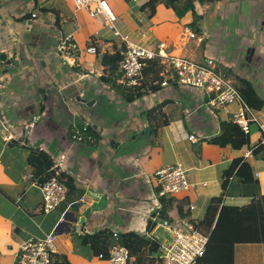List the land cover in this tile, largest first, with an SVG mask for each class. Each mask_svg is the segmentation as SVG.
<instances>
[{"label":"crops","instance_id":"obj_1","mask_svg":"<svg viewBox=\"0 0 264 264\" xmlns=\"http://www.w3.org/2000/svg\"><path fill=\"white\" fill-rule=\"evenodd\" d=\"M148 1L109 0L122 34L169 56L197 62L214 58L218 70L229 74L238 87L246 80L264 99V0H197L199 23L191 9L179 18L164 3L151 15ZM96 19L103 27L86 28L96 31L87 51L77 50L75 44L65 52L59 48L60 40L76 22L70 23L62 0H0V264H12L24 241L54 232L65 213L77 221H72L73 231L57 238L55 261L64 264H107L94 257L98 255L91 245L82 243V232L110 229L167 240L155 174L178 162L188 170L189 180L208 182L175 195L176 204L190 207L195 221L205 218L211 200L223 192L225 173L235 159L250 164L256 181L242 183L233 177L227 192L235 200L227 205L243 207L264 194L259 123L251 121L250 142L241 148L210 143L220 133L221 123L231 120L237 104L212 109L202 90L179 84L165 71L144 73V83L149 88L152 80L167 79V86L160 84L158 90L126 101L100 80L102 56L120 48L121 41L103 16ZM187 29L196 36L190 37ZM92 44L96 53L88 50ZM160 103L165 105L150 115ZM254 109L264 122V104ZM35 116L36 126L24 129ZM83 123L94 135L74 143L72 127ZM12 131L15 137L6 141L5 135ZM32 148L54 158L65 152L64 173L75 181L76 189L50 212H43L42 188L30 177ZM158 262L157 253L147 260V264ZM199 264H264V242L239 243L228 254L221 248L211 250Z\"/></svg>","mask_w":264,"mask_h":264},{"label":"built area","instance_id":"obj_2","mask_svg":"<svg viewBox=\"0 0 264 264\" xmlns=\"http://www.w3.org/2000/svg\"><path fill=\"white\" fill-rule=\"evenodd\" d=\"M78 9H86L92 17L103 16L105 24L113 32L115 38L120 39L121 45L118 48L122 60L118 67V83L129 90L135 87L139 81L144 80V70L149 60L156 58H166L163 64L172 67L177 72V81L179 84L200 89L207 97V104L212 109H222L228 104L236 103L237 107L233 112L231 120L241 126L246 132L250 133L251 121H257L262 134L260 145L264 147V122L258 120L255 116V109L251 107L242 97L239 87L234 79L227 73L218 70L214 58L205 59L203 62H197L185 56H169L160 51H155L148 46L135 43L129 35L122 34L117 27V15L107 0H72ZM191 37L196 34L187 29ZM73 33L67 37L61 38L59 48L62 51L69 52L76 48L73 42ZM162 48V47H160ZM90 52L96 53L97 46H89ZM163 73V71L161 72ZM169 77H175V74L169 72L167 68L165 73ZM158 84V79L154 80ZM162 86L168 85V80L161 81ZM39 117L35 116L31 121L23 125V128L29 130L36 126ZM71 139L74 143L81 144L90 138L89 126L84 124L82 128L74 125ZM15 137V133L9 132L5 135V140L10 141ZM252 154V153H250ZM67 154L63 152L56 158L53 165L54 175L40 185L43 191V212H50L63 202L68 194V187L61 176L65 171ZM187 169L182 162L174 165L163 166L156 170V178L159 187V196H175L183 191H190L205 187L208 182H193L189 180ZM32 178V173L30 174ZM85 201L84 198H82ZM228 193L225 196L224 204L234 201ZM195 206H191L194 209ZM65 220L64 214L60 223ZM163 228L169 233V238L160 242V249L157 257L163 260V264H199L205 256L208 249L210 233L201 230L196 226V222L186 218L176 220L164 219ZM115 235L118 232L114 231ZM59 234L52 232L45 238H31L20 244L15 259L12 264H53L57 252V238ZM100 258L108 259L109 264H133L134 257L129 249L119 243L110 248V256L105 258L103 254Z\"/></svg>","mask_w":264,"mask_h":264},{"label":"trees","instance_id":"obj_3","mask_svg":"<svg viewBox=\"0 0 264 264\" xmlns=\"http://www.w3.org/2000/svg\"><path fill=\"white\" fill-rule=\"evenodd\" d=\"M197 0H149L146 7L151 9V15L155 13L157 5L164 3L167 6L173 7L176 12L182 17L189 9L194 13V17H198L195 11V2ZM213 2L215 0H199V2ZM194 26V24H192ZM122 60L117 49L110 53L106 52L102 56L103 74L100 80L121 92L125 100L133 102L140 99L149 90H158L161 81L158 84H153L151 81L149 88H146L144 80L126 90L118 84V67ZM165 68L161 58L149 60L144 70L145 75L149 73L159 74ZM177 79V76H176ZM242 86H239L240 93L244 100L253 108L260 109L264 104V99L258 94L256 89L251 83L242 80ZM169 102L166 101L165 104ZM159 105L150 109L149 113L152 115L158 111ZM164 114H161L163 117ZM164 121V120H163ZM82 128L83 124L77 125ZM153 126L151 125V128ZM89 129V128H88ZM153 129V128H152ZM90 136L94 135L93 131L89 129ZM210 143L227 146L230 145L234 148H241L250 142V134L246 133L240 125L233 120L224 121L221 123V131L218 135L209 139ZM258 149L255 150V153ZM56 158L47 151L40 148H32L29 154V162L31 166V173L33 181L38 185L47 182L52 175H54L53 165ZM233 177H237L238 181L242 183L255 182L252 174L250 164L244 158L235 159L225 173L222 183L223 192L220 196L214 197L208 207L207 214L202 221H195L190 213V207L185 204H176L177 199L175 196H159L162 204L160 208V216L162 219L176 220L179 218H186L194 220L196 226L210 233L207 253L211 250L224 249L227 254L234 251V247L239 243H263L264 242V194H259L255 197L250 204L237 207L224 204V199ZM61 180L65 182L68 187V194L72 193L75 189V181L72 177L66 176L65 173L61 176ZM154 227V224L152 225ZM80 239L85 245H91L96 255L103 254L105 258L110 256V248L119 243L126 246L131 255L134 257L133 264H147L150 255L156 254L160 249V241L155 237H149L146 234L139 232L118 233L116 236L113 230L105 229L98 230L93 233L82 232ZM158 264H163V260L158 258ZM53 264H64L60 261H54Z\"/></svg>","mask_w":264,"mask_h":264},{"label":"rangeland","instance_id":"obj_4","mask_svg":"<svg viewBox=\"0 0 264 264\" xmlns=\"http://www.w3.org/2000/svg\"><path fill=\"white\" fill-rule=\"evenodd\" d=\"M107 1L109 3V0H107ZM62 3L65 5L66 13L69 14V16H70V23L72 24L74 21L76 22V24H74V25L70 24L71 25L70 26V30H71L70 33H73V35H74L73 42H74V44L77 45V47H78L77 50L87 51V46L90 42L91 43L93 42V38H94L93 36L96 34V31L88 32L86 30V28L90 26L93 29H99V27L100 28L103 27V23L100 25L99 22L97 21V19L95 17H92L86 9H84V8L78 9L72 0H62ZM110 6L112 7L114 13L117 15V11L113 8V6L111 4H110ZM168 7H170V6H168ZM176 14H178V12H176ZM179 18H181V16H179ZM194 21H196L198 23L201 21L199 13H198V17ZM193 27H194V29L193 30L191 29V30L195 32L196 26H193ZM86 33H87V35H86ZM189 36L191 37L190 33H189ZM102 40H104V39L102 38ZM76 53L79 54L78 51ZM165 69L166 68H164L163 72L165 71ZM167 70L171 73L173 72L175 74V77L177 76V72L174 68L168 67ZM72 97H73V95H72ZM2 111H4V110H2ZM94 257H97L98 260H104L107 264H109L108 259H103V258L101 259L99 256H94Z\"/></svg>","mask_w":264,"mask_h":264},{"label":"water","instance_id":"obj_5","mask_svg":"<svg viewBox=\"0 0 264 264\" xmlns=\"http://www.w3.org/2000/svg\"><path fill=\"white\" fill-rule=\"evenodd\" d=\"M147 131L149 133L150 130L148 129ZM64 218H65V220L63 222H61L57 226V228L55 229V233L60 234V235H64V234H68L74 230V228L72 226V221H77L76 218H74V219L69 218L67 213L64 214Z\"/></svg>","mask_w":264,"mask_h":264}]
</instances>
